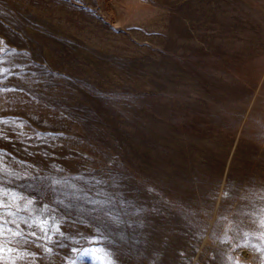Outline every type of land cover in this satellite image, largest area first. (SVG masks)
<instances>
[{
	"label": "rangeland",
	"instance_id": "obj_1",
	"mask_svg": "<svg viewBox=\"0 0 264 264\" xmlns=\"http://www.w3.org/2000/svg\"><path fill=\"white\" fill-rule=\"evenodd\" d=\"M0 40V264H264V0H0Z\"/></svg>",
	"mask_w": 264,
	"mask_h": 264
},
{
	"label": "snow or ice",
	"instance_id": "obj_2",
	"mask_svg": "<svg viewBox=\"0 0 264 264\" xmlns=\"http://www.w3.org/2000/svg\"><path fill=\"white\" fill-rule=\"evenodd\" d=\"M3 43H4L3 40H0V45H2ZM4 50H6V49L0 48V51H4ZM0 71H7V69H2ZM5 195H7V194L6 193H3V192H0V209H4V208L7 207L3 203V197ZM15 198L16 197L13 196V199H15ZM8 215H15V213L9 212ZM12 223H15V221H12ZM25 223H28V222L25 221ZM33 223H37V222L36 221H33ZM47 223H48L47 220L39 221L37 223V226L40 227V229H41L42 232H44V236L37 237V239H41V240H51L52 237L47 234V230H46ZM260 224H261V227H264V219H261ZM7 225H8V221H6L3 218V212L0 211V240H3L5 238L6 232L7 233H11V235L14 236V237H18V236L24 235L22 233V231L19 230V225H17V230L16 231H13L11 228L7 227ZM54 227H55V231L56 232H59L60 231L59 225H55ZM28 235H30L32 237H36V233L34 231L31 232V233H29ZM245 235H248V234L245 233ZM262 237H264V234H262ZM229 239H230V237H228L227 235H225V241L224 242H227ZM17 243H20V242L17 241ZM23 243H24V245H27L28 244L27 236H25V239H24ZM36 247H41V245L36 244ZM237 247H240V245H237ZM5 250H7L9 252L13 251V249H11V248L5 249V247L3 245H0V253H3ZM45 251H49L50 252V251H52V249L45 248ZM29 255L35 256V253H29ZM73 264H74V262H73ZM108 264H112V261H108Z\"/></svg>",
	"mask_w": 264,
	"mask_h": 264
}]
</instances>
